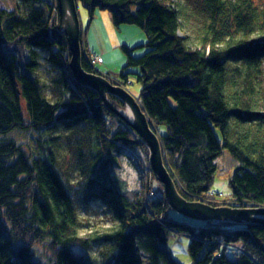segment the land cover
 I'll return each instance as SVG.
<instances>
[{"label":"trees","instance_id":"1","mask_svg":"<svg viewBox=\"0 0 264 264\" xmlns=\"http://www.w3.org/2000/svg\"><path fill=\"white\" fill-rule=\"evenodd\" d=\"M15 1L13 9L0 5V264H97L77 249L92 242L105 248L99 264H185L173 233L188 237L189 264H264V224L195 220L166 195L129 190L114 175L122 158L135 165L130 155L138 158L148 145L74 79L57 7ZM193 1L81 0L91 18L109 9L115 26L148 33L146 43L123 46L126 63L111 81L141 84L140 103L180 194L264 208V5L198 0L202 26L186 37L192 13L185 4ZM43 63L57 71L52 96L39 74ZM83 67L103 73L86 60ZM16 130L29 141L18 142ZM67 146L76 178L63 170ZM226 149L237 165L230 193L218 197L210 185ZM92 202L112 209L118 222L90 238L81 235L79 214Z\"/></svg>","mask_w":264,"mask_h":264},{"label":"rangeland","instance_id":"2","mask_svg":"<svg viewBox=\"0 0 264 264\" xmlns=\"http://www.w3.org/2000/svg\"><path fill=\"white\" fill-rule=\"evenodd\" d=\"M48 1H50L53 4V10L55 12L56 7L59 3L58 0H48ZM257 1L259 4L264 5V0H257ZM15 3H16L15 0H0V5H3L11 9L15 7ZM197 3L201 4V2L198 0H195L191 3L188 2L185 4L186 5L185 8L186 9L188 8L186 13H192L191 16L189 15L186 16L185 18V24L187 28H189V32L186 33V37L188 36V34L191 37H195L196 34L198 35L200 32V28L202 26L201 22L203 21L201 19H197L195 16V12L198 11L197 7L198 8L200 7V5H198ZM79 13H81L82 16L81 19L85 20L86 22L85 25L89 24L87 27L86 38L84 41L81 40L82 53L86 51L89 53L88 55H90L92 50L95 55H98V57L102 55V57L104 58V62L100 64H97L96 62L97 65H91V66L94 67V69L98 70L96 72H100V73L108 72L107 74L101 73V75H103L104 77L110 80L116 79L113 78L111 75H117L119 77L118 74L122 69V67L124 66V64L126 63V54L123 50V46L126 44L130 47H137V45L146 43L149 39L148 33L137 25H125L122 26L121 28L115 26L113 22L112 12L109 9H104V10L98 9L95 12L94 17L91 18L88 10L82 4H80ZM70 58L71 55L68 56L69 67H70ZM39 74L40 77H42L43 81L45 82V91L48 94V96H52L53 94H55L56 86H54L52 80L54 78V75H57V71H55V69L54 70L51 69V67L48 64L43 63ZM67 75H69V77L71 76L69 71H67ZM130 80L132 81H128L126 82L127 84L124 85L129 91V93H131L134 97H136L137 100L140 102L139 94L141 91V84L137 82L136 79L131 78ZM119 83H120L119 81L115 82V84H119ZM111 96L114 95L108 94V99L113 103L114 106H116L118 110L124 113V109L127 108V105L124 104L121 101V99L117 96L115 97L118 98L119 101L113 102ZM102 101L106 103L104 100ZM33 134L36 135L35 132ZM12 135L17 139L18 142L29 141V138L27 136L29 134L26 133L24 134L23 132H20L18 130H16ZM68 150H70L69 146L64 147L63 156H65V158L61 159L63 170L66 171L65 172L66 176L69 175L71 176L70 178H76L79 175L74 169L76 168L75 166L77 159L75 158L73 159V156L70 154ZM150 156H151L150 149L147 151V153L145 152L143 155L139 154L138 158L134 157V155H130L131 160L135 163V165H133L132 162L127 158L126 159L122 158L120 162L121 166L119 168H116V170L114 171L115 172L114 175L116 177H120L124 179L128 185L129 190L144 191L146 196L148 195V197H152V198L163 197L165 195V187L163 183L158 180L156 174L152 170ZM217 162H218V170L210 185L211 194L219 193V195H217L218 197L220 196L226 197L231 190L229 184V178L237 165V161L233 157L232 153L228 149H226L218 158ZM140 166L142 168H140ZM216 203L217 205H213V206H218V207L234 206L231 205L230 203H223L220 201ZM80 206H82V204H80ZM79 217L81 220V231H80L81 235L88 236L90 238L94 237V235L97 234L98 232H104L109 229L111 230L114 226L117 225L118 222L116 214L112 211V209L106 207L105 204L103 203L93 204L92 202L91 205H87L85 207L80 208ZM200 221H204V220H200ZM220 222H229L235 224L247 223V222H238V221H220ZM228 229H232V227L228 226ZM173 234L174 235H172V237L173 240L174 238L175 240L172 242V247L174 249L175 256L181 261L185 262V264H189L190 256L187 251V245L189 241L188 237L180 236V234L178 233H173ZM92 243L93 244L86 250H83V248L80 247H77V249H81L80 252L85 253L84 255L90 258V260L93 263L96 262L97 264H99L101 261H104L103 252H105V248L104 246H99L95 244V242Z\"/></svg>","mask_w":264,"mask_h":264},{"label":"water","instance_id":"3","mask_svg":"<svg viewBox=\"0 0 264 264\" xmlns=\"http://www.w3.org/2000/svg\"><path fill=\"white\" fill-rule=\"evenodd\" d=\"M62 29L65 33L71 52L70 68L74 79L96 90L107 107L121 119L130 124L143 138L150 149V162L158 180L165 187L166 198L171 207L182 215L204 221H238L247 223H264V208L258 206H213L202 201H188L178 191L175 180L165 163L162 143L153 130L150 119L141 103L129 91L120 84L113 83L101 74L88 72L82 64L81 48V17L76 0H58ZM67 9L71 15V21L65 22ZM108 94L117 96L129 107L134 121L130 120L122 111L108 99Z\"/></svg>","mask_w":264,"mask_h":264},{"label":"bare ground","instance_id":"4","mask_svg":"<svg viewBox=\"0 0 264 264\" xmlns=\"http://www.w3.org/2000/svg\"><path fill=\"white\" fill-rule=\"evenodd\" d=\"M76 3L78 4V7L80 6V4H82V2H81V0H76ZM83 5V4H82ZM84 6V5H83ZM57 9H58V11H59V13H60V9H59V5H57ZM80 17L82 18V16H81V13H80ZM52 20H54V19H52ZM92 20V19H91ZM69 21H71V15H70V13H69V10L67 9V15H66V17H65V22H69ZM81 22H82V26H81V40L82 41H84L85 40V38H86V35H87V30H86V27L84 28L83 27V24H84V22H85V20H83V19H81ZM60 24H61V29H62V23H61V17H60ZM62 31H63V29H62ZM69 46V45H68ZM88 47V46H87ZM89 53L88 52H83L82 53V59L85 61H87L88 63H90L91 65H97V64H100V63H102V62H104V58L102 57V55H100L99 57H98V55H95L94 53H93V51L91 50V53H90V55H88ZM98 57V58H97ZM96 62H97V64H96ZM82 64H83V61H82ZM85 69V68H84ZM86 70V69H85ZM87 71V70H86ZM88 72H91V71H88ZM94 73V72H93ZM130 81H132V80H130ZM122 87H124V88H126L125 87V85H123L122 83L120 84ZM127 89V88H126ZM124 114L130 119V120H132V121H134V119H132L133 118V114H132V112L130 111V109H129V107H127L126 109H124ZM259 224H264V223H262V222H260Z\"/></svg>","mask_w":264,"mask_h":264},{"label":"crops","instance_id":"5","mask_svg":"<svg viewBox=\"0 0 264 264\" xmlns=\"http://www.w3.org/2000/svg\"><path fill=\"white\" fill-rule=\"evenodd\" d=\"M83 20H84V19H83ZM85 23H86V22H84L83 25H84V28L86 27V30H87V27H88L89 24H86V25H85ZM137 44H139V43H137Z\"/></svg>","mask_w":264,"mask_h":264}]
</instances>
